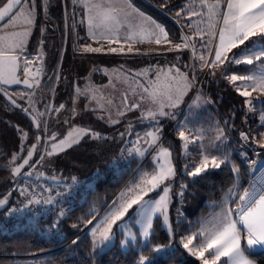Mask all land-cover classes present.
I'll use <instances>...</instances> for the list:
<instances>
[{"label": "trees", "instance_id": "1", "mask_svg": "<svg viewBox=\"0 0 264 264\" xmlns=\"http://www.w3.org/2000/svg\"><path fill=\"white\" fill-rule=\"evenodd\" d=\"M5 1L0 0V5ZM26 1L37 15L36 25L28 46L29 52L35 53L41 37L44 39L46 56L44 74L39 86L35 89L38 109L43 115L39 117L36 114L33 108L29 106L28 98L15 96V100L19 103V105H15L0 92V197H3L12 185L15 178L12 174L14 166L23 159L39 137H41L40 144L47 136L45 119L50 110L48 107L50 96L55 94L54 101L59 103V105L64 101L72 104L77 98H84L85 96H80L77 93V86L82 85L85 80L87 75L85 71L86 69L88 70V63L97 67L101 66L110 69L121 67L126 69V67L120 65L123 61L121 53L110 51L95 53L81 51L78 55L79 57L73 55L74 57L71 58L72 63H69V67L68 65H62L64 45H67L65 52L66 61L74 53V49L77 48L78 33L72 27L74 26L72 20L68 23V15L64 13L66 6L67 8L68 6L72 7L71 1L24 0V2ZM149 1L180 20L182 28L189 35L195 49L200 44H204L202 37L199 40L196 30L190 25L191 18L182 19L180 15H177V12L183 8V1ZM131 2L134 6L141 8L155 20L162 23L168 30L171 41H181L179 28L170 18L140 3L138 0H131ZM67 34L70 35L69 41L65 40ZM79 38L80 42H82L81 33ZM128 44L135 49H143L146 46H150L143 42ZM129 45H126V47ZM161 47L163 49L164 46ZM181 52L183 61L186 64L190 62L192 55L189 51L182 50ZM133 53L134 58L143 57V53ZM150 54L157 57L160 52H152ZM261 63H264V61H261ZM255 66V63L253 65L242 64L231 69L236 72L246 73L248 69H253ZM68 68L71 71V75L64 77L66 73H70ZM101 75V73H98L93 79L96 82L105 81L107 79L106 75H102L103 78L100 77ZM66 84H69V86L67 87ZM56 87L57 90L54 93ZM207 90L208 97L217 105L225 120L229 122V118L234 117L230 121L229 126L232 133L238 137L239 133L244 129L245 115L233 105V102L226 96L228 92L225 93L220 85L211 83L209 80ZM25 109L34 115L35 120L29 116ZM85 113L87 114L88 112ZM53 116L54 114H51V126L48 131L52 136L59 129L61 131L65 130L62 127L63 122L59 119L54 120ZM78 122L81 123V121ZM84 123L91 125L93 132H99L102 136L107 135L108 137L102 140H94L90 135H87L80 144L60 154H56L53 157L46 154L49 163L44 165L41 170L50 178L61 181L71 177H87L94 171L104 169L113 161L120 159L126 147V138L118 140L117 136L124 128V123L120 122L113 126H107L96 117L91 118V123L87 120ZM169 127H166V131ZM174 127L162 138L161 144L170 147L176 166V180L171 196V222L175 237H179L200 229L202 219L211 212L212 208L209 203L222 200L228 189L233 186L236 174L231 172L230 166H221L220 169L207 170L206 173L201 174L197 178L188 176L186 171L192 170L199 153L197 157H193L195 160L190 163L191 155H189L190 158L181 157L180 138L174 135ZM25 133L27 135L23 138L21 134L24 135ZM110 136L113 137L110 138ZM38 146L35 156L38 154ZM18 154H20L18 159L14 161L13 156ZM50 157L53 159L52 163ZM148 161H145L140 168H144ZM235 162L241 169L239 175L240 191L248 185L249 176L240 161L235 158ZM140 163V161L133 159L126 170L118 173H109L96 181L94 187L84 195L82 203L74 206L68 216L61 222L64 234L63 242L66 243L64 246H60L63 242L59 244L55 239L44 234L43 222L39 220L36 222H24L18 229L0 233V264H11L12 261L18 260L17 256L23 257L24 255L34 258L37 264H137L141 252L139 248L131 247L125 251L121 248L119 242L105 248L102 252L97 249L98 254L94 256L92 253V236L89 233V229L94 224L97 216L110 208L112 203L106 207L107 203L113 197L115 200L119 192L136 177L133 174H135V170ZM186 163L189 165L187 170L184 167ZM194 180L198 182H194ZM182 184L187 185V187L181 189ZM181 191H183V196L179 195ZM232 204L235 205L234 203ZM88 220H92V224H88ZM73 224L77 225V227L73 228ZM73 240H77V243L73 244ZM152 243H171L169 233L163 228L159 219L155 222ZM144 254L147 255L148 253L145 252ZM250 257L256 264H264V251L256 250ZM160 264H201V262L180 248L174 252V255L161 260Z\"/></svg>", "mask_w": 264, "mask_h": 264}, {"label": "snow or ice", "instance_id": "2", "mask_svg": "<svg viewBox=\"0 0 264 264\" xmlns=\"http://www.w3.org/2000/svg\"><path fill=\"white\" fill-rule=\"evenodd\" d=\"M22 3L23 0H8L3 10H0V20L8 17L11 24L15 20V16H9V13L17 6H22ZM200 3L202 7L207 9L208 23L211 29H215L216 25L222 21V26L219 28V43L216 45L213 53L214 58L208 61L201 55L199 57L201 68L219 69L226 61L229 64L235 65H253L255 62L264 61V0H200ZM85 6L89 12L92 9H96L95 14L90 15L88 19L90 35H93V27L116 30L121 26L122 16L128 19L135 14L136 17L142 20L139 32L136 33L137 35L142 39L148 38L150 41L154 38V42L160 44L161 35L159 34H162V38L166 42L171 43L167 40V33L164 28L152 20L151 17H146L143 12L135 8L131 0H119L118 3L114 2V0H98L96 3L86 0ZM21 11H23L22 8ZM177 15H180V13H177ZM25 20L27 24L32 23L31 10L25 13ZM147 22H150L156 29H159V34L144 27L143 24ZM212 35L215 36L216 32L213 31ZM132 38V35H130L129 39ZM4 43L6 47L0 49V82L5 84L12 82L20 83L16 78L18 57L11 54L8 50L19 47L20 42L7 44L5 41ZM241 46L243 47L241 48ZM183 47H188V45L185 43ZM174 48L179 50L181 44H175ZM237 48H240V52L229 57L228 53ZM109 50L111 52L117 51L116 48ZM83 51L99 52L101 49L87 46ZM128 51H132V49L129 48ZM25 63L27 64L28 61L26 60ZM247 71L249 73L247 75L231 74L225 75V78L233 85L240 96L246 98L244 100V105L247 106L245 119H247L248 114L257 112V105H260L259 120L261 126L264 127V100L260 99L261 96H264V63H257L255 69H248ZM212 74L215 75V71ZM221 74L224 75L225 73ZM194 79L195 77H192L190 80L187 73H181L178 68L175 74H172V69L164 73V80H161L159 74H157V79L152 82L150 88L143 89L147 93V96L142 97L151 101L153 105H156V108L155 110L150 108L147 113H142V117L156 121L157 116L172 115L165 112L164 108L178 107L183 101V96L192 87ZM238 81L245 83L238 84ZM24 83L27 84L28 81L25 80ZM253 93H257L258 95L253 96ZM200 102L201 97L197 96L194 105L199 107ZM203 102L211 103L210 100ZM60 107L63 108V105ZM136 107H139V105L133 104L129 110ZM119 115H124V113L120 112ZM110 122L118 123L115 120H110ZM158 123L157 121V125ZM178 128V135L183 142L185 151H187L190 143H196L198 140L204 139L202 129L194 131L188 128L186 124H180ZM161 131L162 129L156 126L154 130L145 132L143 137H138L137 142L143 139L149 147H156L157 155L154 159L157 162V168L154 169L153 173H144L141 176V184L147 187V191L142 189V194L137 195L131 200H126L127 193H122L120 197L121 203L117 204L114 201L103 219L91 229L92 253L94 256L98 254L97 249L102 252L113 240L115 236L113 226L123 219L129 209H132L133 205H139V209H137V215L139 216L137 223L140 224V231L137 234L131 230H124L123 239L120 240L121 247L126 248L134 244H140L141 252L137 264H160L161 260L174 255V250L169 251L171 249L170 243H152L153 216L157 213L163 217V224L167 228L169 236L171 237L173 234V228L167 214L170 185H166L163 188V194L159 200L141 203L143 196L147 195L148 191L155 190L175 175V167L171 161L172 153L168 148L163 147L162 144H158ZM215 132L216 135L211 146L216 149L219 155L202 153V159L199 164L193 165L192 170L187 171V175L197 178L201 174L206 173L209 167L220 169L221 166H230L231 172L236 174V180L233 186L228 189L225 199L220 204L221 211L215 214L213 220L210 222V226H208L209 222L206 221L198 232L183 237L181 243L190 255L200 260L201 264H221L222 257L226 258L223 264H255L253 260L249 259V256L254 254L256 250L264 251V153L253 149V155L257 158L251 159L248 152L243 150L244 145H241V150L238 153L241 163L246 164L247 171L255 175L252 177L248 187L243 188L239 195L236 196V190L240 187L239 175L241 169L232 159V151L228 147V137L225 130L217 125ZM26 135L25 133L24 136L26 137ZM84 135H90L94 140L106 139L99 132H93L91 129H74L64 139L53 143L51 146L52 150L48 151L47 155L52 156L63 151L65 147H71L73 144L79 143V139ZM240 138L245 144L250 142L255 143L260 149H264V131L259 132L257 136H252L251 130L248 132L241 131ZM51 139L55 140L56 138L53 136ZM217 141L219 144L216 143ZM34 149L35 145H33ZM134 150L141 156L146 151V149L142 150L140 148ZM32 155L33 151L29 150L28 159H24L23 161L24 165L29 164V159ZM15 159L16 157L13 156V160ZM41 160H43V157H41ZM21 167L23 165L14 168L12 170L13 173L18 174ZM184 167L187 170L189 165L185 164ZM28 175H31V173H28ZM98 175L99 173H97ZM73 180L75 181V178ZM194 182L198 181L194 180ZM136 187L139 188L140 185H136ZM186 187L187 185H181V189ZM128 191H133V189H129ZM179 195L183 196V191ZM6 202L7 197L0 199V206H3ZM53 202V197L43 200L45 204H52ZM33 203L39 204L41 203V199L33 197L28 200V204ZM229 203H234L235 208L229 207ZM12 211L17 210L13 209ZM64 214L61 211L59 216L63 217ZM87 223L92 224V220H88ZM53 227H55V224ZM72 227L75 228L77 225L73 224ZM119 227L123 229L124 226L120 225ZM197 238H199V243L194 244L193 241ZM75 243H77V240H73V244ZM145 252L148 254H144Z\"/></svg>", "mask_w": 264, "mask_h": 264}, {"label": "rangeland", "instance_id": "3", "mask_svg": "<svg viewBox=\"0 0 264 264\" xmlns=\"http://www.w3.org/2000/svg\"><path fill=\"white\" fill-rule=\"evenodd\" d=\"M70 1H71L72 7L68 6L67 8L66 6L64 13L68 15V18H67L68 23H70V20H72L74 24V26L72 27L78 33V38H77V48L74 49V53H72V55H70V57L67 58V61H66V54H65L67 50V45H64L63 58L61 60L62 61L61 63L62 65H66V66L68 65V67L70 65L69 63L72 61L71 58L74 57L73 55L78 56L79 53L83 51L84 49V47L81 46L80 38H79V34L81 32L80 24L83 20L84 15L86 16L87 20L89 19V16H90V12L88 8L85 6L86 0H70ZM138 1L140 3H143L149 6L150 8L159 12L160 14L170 18L179 28V31L181 34V37H180L181 41L180 42L171 41L169 34L167 36V40L170 41L171 43L166 42L162 38V35H161L160 44H156L154 41L147 43L148 42L147 39L145 41L143 40L139 41L138 40L139 38H137V41H133L135 43H138V42L145 43L146 42L147 44L150 45V46L144 47L143 49L142 48L141 49L132 48L128 43H133V42H121L122 44H124V46L120 44V47H123L124 49L118 48L119 52L121 49L126 50V51L121 54L123 61L121 62L120 65H122L123 67H126V69H123L121 67H117L116 69H110V68L101 67V66L97 67V66H93L91 63L90 64L88 63V70L86 69L85 71L87 73L86 78L82 85L79 84L80 86H77V93H79L80 96H85L86 98L85 97L84 98L81 97L82 99L77 98L76 101L72 104L64 101L63 103L60 104V105H63V108H60L59 103H56L54 101L55 94L50 96L49 101H48V107L50 108L49 110L50 115L48 112L46 119H45V130L47 133L45 134L47 136H45L42 143L39 144L38 152H37L38 154L36 155V156L39 155V151L45 145H47L46 146V154H47L48 151L52 150L51 146L53 143H57L59 140L64 139L68 135V133L72 132L74 129H81V128L91 129L90 127L91 125L89 124L86 125L84 122H86L87 120L88 122L91 123V118L93 117H96L100 122H102L103 124L107 126H113L120 122H123L124 128L122 129V131L119 132L117 138L118 140H121L122 138L125 137L126 147L123 150V153L121 154L120 159L118 160L123 162V161H128V160L132 161L133 159H135V160L140 161L141 163L136 168L135 174H133V175H136V177L132 181H130L127 184V186L124 187L119 192L117 198L114 200L115 202H117V204L121 203L120 197L122 193H127L126 200H131L135 198L137 195L142 194L141 192L142 189L144 191H147V187L141 184V176L144 173L151 174L153 173L154 169L157 168V162L154 159V157H156L157 155V150L155 146L149 147L144 142L143 139L139 140V142L137 141H138V137H143L145 132L154 130L156 126H159L162 129L160 133V141L158 142V144H161L162 138H164L166 134L169 133V130L173 128L174 126L175 127H174L173 133L176 137H179L178 125L180 124H186L188 128H191L194 131L200 130V129L203 130L204 139L198 140L196 143H190L188 145L187 151H185V149L183 148V142L180 140L181 157L190 158L189 155L192 156V158H190L189 163L195 160L193 157H197L198 153L199 155L196 158L197 161L195 160L196 162L195 164H199L200 160L202 159V153L219 155L216 149L211 146L212 141L214 140L215 135H216L215 128L217 125L225 130V133L228 137L227 144H228L229 149L232 151V159L234 161L236 158L241 163V159L238 156V153L241 150V145H244L243 150H246L248 152L249 158L251 159L257 158L253 155V149H255V151L264 153V149H260L258 145H256L255 143L250 142L248 144H245V142L242 141L240 138V133H239V136L236 137L232 133L231 128L229 126L230 121L234 117H230L229 122L228 120H225V118L221 114V111L219 112L217 105L214 104L208 97L207 84H208V81L210 80L211 83L220 85V87L223 88L225 93L228 92V95L226 94V96L233 102V105H235L237 109H240L242 111L243 115H245V113L247 112V106L244 105V100L246 98L240 96L239 93L236 91V89L233 87V85L229 83V81L225 78V75H231V74L247 75L249 74L248 72L240 73V72H236L233 69H231L232 67L240 66L242 64L240 65L229 64L226 61L225 64L222 65L219 69L213 70L208 67L201 68V61L199 60V57L201 55H203L205 57V60H208V61L214 58L213 53H214V49L216 45L219 43V28L222 26V21L221 23H218L216 25L215 29H211L209 27V23H208V26L207 25L204 26V24L203 26L202 25L198 26L197 20L194 18H191L192 14L190 15L188 13V16L184 18H182V16L180 15L182 19H185L188 17L191 18L190 25L194 27L193 29L196 30L195 32H196V35L199 36V40L202 37V41H204V44L202 45L200 44L195 49L193 43L191 42L189 35L182 28V25L180 24L181 23L180 20L171 16L167 11L151 3L149 0H138ZM90 2L96 3L98 2V0H90ZM114 2L118 3L119 0H114ZM197 5L201 6L200 0H186L185 8H182L181 11L179 12L183 13L185 11H190L194 6H197ZM21 8L23 9V11H21ZM29 10H31V14H32L31 24H27L25 20V13H27ZM94 10L95 9H92V11ZM13 15L15 16V20L11 24L9 23V20H7L5 23H3L0 26V38H2L0 39V49L6 47L4 43L5 41L7 42V44H14V43L20 42L19 47L8 49V50L14 51L12 53L13 55H20L22 57L23 75H24L23 77L24 78L31 77L38 87L41 82V78L44 74L43 69H44V61L46 57L45 49H44V39L41 37L35 53H31L28 50L29 42H30V39L33 34V30L36 25L37 15L35 11L32 10L31 6L28 4L27 1L24 2L23 5ZM144 27L148 28L149 30L155 31L157 34H159V29H156L155 27H153V25L151 27H149L148 25H145ZM137 31L139 32V30ZM213 31L216 32L215 36L212 35ZM17 33L19 35H14ZM113 35L115 34L111 30H107L106 28L103 27L102 36L100 35L101 40L99 41L100 42L99 48L101 49V51H110L109 49L115 48L114 47L115 42L112 39ZM69 39H70V35L67 34L65 37V40L69 41ZM185 43L188 45V47H183ZM209 43L211 44L210 47L208 46ZM175 44H181V48L179 50L175 49L174 48ZM126 45H129V46L126 47ZM161 46H164L163 49ZM242 47L243 46H241V48ZM129 48H131L132 51H128ZM182 50H187L192 55L190 58V62H187V64L183 61L182 52H181ZM133 52L143 53L142 54L143 57L134 58ZM152 52L153 53L160 52V54L156 57L150 54ZM239 52H240V48L233 49L232 52L228 53V56L232 57L233 54H238ZM28 55H37V60L34 66L36 74L35 75L33 74L34 76L28 74V72L25 71L26 66L24 65V58L25 56H28ZM257 63H261V62H255L256 66H257ZM40 65H41V68H40ZM256 66L253 69H255ZM177 68L180 70L181 73H187L190 80L192 79V77H195L192 87L187 91V94L183 96L182 103H180V105L176 108H168V107L164 108L165 112L171 113L172 115L157 116L156 121L143 118L142 113H147V111L150 108L153 110H155L156 108V105H153L151 101L142 98V97L147 96V93H145L143 89L150 88L152 82L157 79V74H159L161 80H164V73H167L169 69H172V74H175ZM225 70L227 71L225 72ZM68 71H70L69 68H68ZM123 71L125 72L127 71V72L125 73ZM213 71H215L216 73L215 75L212 74ZM98 73H101L102 75H106L107 79L103 82H96V80L93 79V77H95ZM221 73H225V74L222 75ZM69 75H71V71L70 73H66L64 77H68ZM102 75L100 77H102ZM237 83L243 84L245 82L238 81ZM66 86L68 87L69 84H66ZM56 90H57V87L55 88L54 93L56 92ZM19 91H24V90H19ZM86 92L90 93V95H86ZM257 95H258L257 93H253V96H257ZM17 96L21 98L22 97L28 98L29 106L33 108V110L36 112V114H38L39 117H42L41 115L42 112L38 109L35 89L34 90L27 89L25 90V92H23V94L19 93ZM197 96L201 97V102H200L199 107H196L194 105V101L196 100ZM260 99L264 100V96H261ZM205 100H210L211 103H204L203 101ZM133 104H137L139 105V107L131 108V110H129L130 106ZM259 108H260V105H257V112L248 114L247 119H244V129L242 131L248 132L249 130H251L252 136H257L259 132L264 131V127L261 126V122L259 120ZM85 112H88V113L86 114ZM120 112H123L124 115H119ZM51 114H54L53 116L54 120L59 119L63 122L62 127L63 129H65L64 131H61L59 129L57 130V132H55V134L53 135L56 138L55 140L51 139V137L53 136L50 135L48 132L51 126V121H50L52 120ZM110 120L118 121V123H111ZM78 121H81V123ZM157 121L159 122L158 125H157ZM168 126L170 127L166 131V127ZM21 136H23L24 138V135L21 134ZM86 136L87 135L82 136L79 139V143L73 144L71 147L80 144L81 141ZM103 136L108 137L107 135H103ZM112 137L113 136H110V138ZM216 143L219 144L218 141ZM162 145L163 147L168 148L169 151L172 153V150L170 149V147L166 146L165 144H162ZM201 145H203V147H201ZM71 147H65L63 151H60L57 154H60L68 150ZM136 148H140L142 150L146 149V151H144V154L141 156V155H138L137 152L134 150ZM46 154L45 156H43V159L45 160L43 162V166L49 163L48 162L49 159L47 158ZM19 155L20 154L15 156L16 157L15 160L18 159ZM55 155L56 154L52 155L51 157ZM51 157H50V160L52 163L53 159ZM147 160L149 161L147 162L146 166L144 168H140V166L144 164L145 161ZM171 161L175 167V175H176V166L174 162L173 153L171 156ZM113 162H116V160ZM241 164L245 167L247 171V165L243 163ZM211 169L212 168L209 167L208 170H211ZM247 173L249 176V183H250L252 177L255 174L250 173L248 171ZM175 175L171 179L166 180L163 184H161L155 190L148 191L147 195H144L143 200L141 201V203H143L144 201L151 202V201L159 200L160 196L163 194V188L166 185H170L167 214H168L169 222L171 225H172L171 196H172L173 185L176 180ZM136 185H140V187L137 188ZM246 187H248V185ZM239 188L236 190V196H238L241 191V190L239 191ZM129 189H133V191H128ZM224 199H225V196L222 198V200L218 202L209 203V206H211L212 208L211 212L205 218L202 219L201 226L206 221L209 222L208 226H210V222L213 220V217L215 216V214L221 211L220 204ZM113 202L111 206L113 205ZM228 206L235 208V205H233L232 203H229ZM109 209L107 211H109ZM137 209H139V205H133L132 209H129L128 213L123 217V219L121 221H118L117 225L113 226V232L115 233V236L113 240L105 248H108L114 245L116 242H119V245H120V240L123 239L124 230H131L132 232H135L137 234L139 233L140 224L137 223V220L139 219V216L137 215ZM107 211H105L104 213L102 212L97 216L94 224L89 229L90 235H91V229L103 219ZM158 219L161 222V225L163 226V228L168 232L167 228L163 224V217L160 216L159 213L153 216V232H154L155 222ZM120 225L124 226L123 229L119 227ZM198 231H191L188 234H183V235H180L179 237H175L174 232H173L172 236L170 237L171 249H169V251L171 252L174 250L175 252L180 248L184 249L181 243L182 238L189 236L193 233H196ZM193 243L198 244L199 238L194 240ZM131 247L139 248V251H141L139 243L131 245L130 247H126V248L121 247V248L126 251ZM184 250L188 255H190L186 249ZM17 258L18 260L12 261L11 264H37L36 260L34 258H29L28 255H24L23 257L17 256ZM249 259L253 260L250 256H249ZM224 260H226V258L222 257L221 264H223Z\"/></svg>", "mask_w": 264, "mask_h": 264}, {"label": "built area", "instance_id": "4", "mask_svg": "<svg viewBox=\"0 0 264 264\" xmlns=\"http://www.w3.org/2000/svg\"><path fill=\"white\" fill-rule=\"evenodd\" d=\"M45 145L38 156H34L25 169L13 180L9 191L0 199L7 197V206L0 211V233L18 229L24 222H43V232L47 237H52L57 243L64 241L61 222L68 216L74 206L82 203L86 192L91 190L96 181L109 173H118L126 170L131 161L112 162L108 167L94 171L87 177H71L67 180L57 181L42 172L46 154ZM31 173V175H28ZM97 173L99 175L97 176ZM95 177V178H94ZM75 178V181L73 180ZM33 197L40 198L41 203L28 204ZM53 197L52 204H45L43 200ZM114 197L107 203H112ZM27 205V206H26ZM16 209L17 211H12ZM65 214L60 217V212ZM55 224V227L53 225ZM63 242L60 246H64Z\"/></svg>", "mask_w": 264, "mask_h": 264}, {"label": "crops", "instance_id": "5", "mask_svg": "<svg viewBox=\"0 0 264 264\" xmlns=\"http://www.w3.org/2000/svg\"><path fill=\"white\" fill-rule=\"evenodd\" d=\"M183 1V8H185V4H186V0H182ZM133 5V3H132ZM134 6V5H133ZM135 8L139 9L141 12H143L145 14L146 17H151L152 20H154L157 24H160L165 32L167 33V36H168V31L166 29V27L158 22L157 20H155L150 14H148L147 12H145L144 10H142L141 8H138L136 6H134ZM96 12V9L94 11H91L90 12V15H94ZM180 13V15L182 16V18L188 16V13L191 15L192 14V17L191 18H194L197 20L198 22V26L199 25H202L204 24V26H208V15H207V10L205 8H203L202 6H194L190 11H185L183 13L181 12H178ZM142 23V20L141 18L139 17H136L135 14H133V17L131 18H128V19H125L123 16L121 17V26L116 29V30H111L115 35H113L112 39L113 41L115 42V48L117 49V53H124L126 50H118V48H123V47H120V44H122L121 42H133V41H137V38H139L138 40H143L145 41L147 39V43L151 42V41H154V38L151 39H148V38H144L142 39L139 35H137L136 33H138L137 30H139V27ZM207 23V24H205ZM145 25H148L149 27L152 26V24H150V22H147V23H144L143 26ZM201 26V27H202ZM153 27H155L153 25ZM80 33L82 35V42L81 43V46H83L84 48L87 47V46H91L92 48H99L100 47V40H101V37L100 35L102 36V30H103V27H93L92 29V32H93V35H90L89 34V24H88V20L86 18V16L84 15L83 17V20L80 24ZM132 35V39H129V36ZM162 35V34H160ZM146 43V42H145ZM210 43H209V47H210ZM122 46H124V44H122ZM124 49V48H123ZM11 54L14 52V51H10ZM95 53V52H93ZM130 62V61H129ZM24 76V75H23ZM86 78V77H85ZM19 90H24V91H19ZM25 90L27 89H23V88H17V89H14L12 91H9V93H11V95L13 97H18L17 95L19 93H22L25 92ZM90 92V91H89ZM86 95H90V93H87L86 92Z\"/></svg>", "mask_w": 264, "mask_h": 264}, {"label": "water", "instance_id": "6", "mask_svg": "<svg viewBox=\"0 0 264 264\" xmlns=\"http://www.w3.org/2000/svg\"><path fill=\"white\" fill-rule=\"evenodd\" d=\"M8 3V0H6L2 5H0V10H3V8L5 7V5ZM23 3H24V0H23ZM22 3V5H23ZM21 6H17L16 8H14L12 10V12L9 13V16H12ZM8 20V17H5L4 20H0V26L5 23L6 21ZM18 57V67H17V70H16V78L20 81V83H15V82H12V83H8V84H5L3 82H0V92L3 93L7 99L9 101H11L13 103V101H15V105H19V103L15 100V98L11 95V93H9V91H12L14 89H17V88H23V89H28V90H34L37 88V85L35 84L34 80L31 78V77H26L24 78L23 77V59L20 55H16ZM40 68H41V65H40ZM27 80L28 83L25 84L24 81ZM31 85V86H29ZM29 116L35 120V117L33 114H31L30 112L26 111ZM37 123V122H36ZM41 140V137L38 138V141L35 142L33 145H35V149L33 150V145L31 146V148L29 150H32L33 151V155L31 156V158L29 159V163L30 161L32 160V158L35 156L36 154V149H37V146L39 144V141ZM28 150V151H29ZM24 159H28V152L27 154L23 157V159L14 166V168L18 167V166H21L23 165V167L20 168V172L18 174H14L13 171H12V174L17 177L24 169L25 167L28 165H24L23 164V161ZM13 168V169H14ZM12 169V170H13ZM7 203H8V199H7V202L3 205V206H0V211H2L6 206H7Z\"/></svg>", "mask_w": 264, "mask_h": 264}, {"label": "bare ground", "instance_id": "7", "mask_svg": "<svg viewBox=\"0 0 264 264\" xmlns=\"http://www.w3.org/2000/svg\"><path fill=\"white\" fill-rule=\"evenodd\" d=\"M26 60L28 61L27 64L25 63ZM36 60H37V55H28V56H25V58H24V65L26 66V70H27L28 74H30V75L36 74L35 73V67H34Z\"/></svg>", "mask_w": 264, "mask_h": 264}]
</instances>
